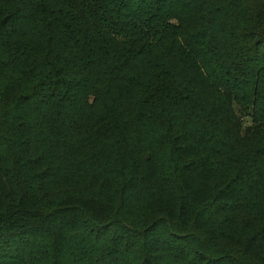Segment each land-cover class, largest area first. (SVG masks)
<instances>
[{"label":"trees","instance_id":"trees-1","mask_svg":"<svg viewBox=\"0 0 264 264\" xmlns=\"http://www.w3.org/2000/svg\"><path fill=\"white\" fill-rule=\"evenodd\" d=\"M5 132L0 264H264V0H0Z\"/></svg>","mask_w":264,"mask_h":264},{"label":"rangeland","instance_id":"rangeland-1","mask_svg":"<svg viewBox=\"0 0 264 264\" xmlns=\"http://www.w3.org/2000/svg\"><path fill=\"white\" fill-rule=\"evenodd\" d=\"M239 120H241L245 127L250 126V122L247 118H239ZM58 119H55L53 122V124L51 123L50 125L54 128V129H60L63 128L64 130H67L69 125L67 122V117H65V119L59 123V121H57ZM159 127V126H158ZM143 129H144V133H146V135H148L147 137L152 136L155 132H157V125L155 124L154 121L151 122H147L143 125ZM53 130V129H52ZM57 136H68L67 132H61L60 135ZM43 137V135L40 136V139ZM11 139H12V135L10 132H5V135L0 139V152H8L9 151H14V147L11 143ZM42 142V140H41ZM43 144V143H42ZM69 148V147H68ZM16 151V150H15ZM85 153H83V151H79L77 150V148H69V157H68V163L65 164L64 166L61 167V171L60 173L57 175V181H61L64 178L67 177H74V176H78L79 172L81 170H84V167H78V160H81V157L84 156ZM162 163L164 165V167H166V176H170L171 172H172V167H173V160L172 157L170 155L169 151H166V153L163 155L162 157ZM90 165V163H89ZM18 180H19V184L21 185V187L27 189L30 187V178L28 176L27 173H25V171L21 168V166H19L18 169ZM157 236L159 239H163L164 242H166V246H170L171 244L168 243V240L165 238V232H164V227L160 229H158L157 231ZM133 258L134 260V256H131V259ZM166 264H170V261H167Z\"/></svg>","mask_w":264,"mask_h":264}]
</instances>
